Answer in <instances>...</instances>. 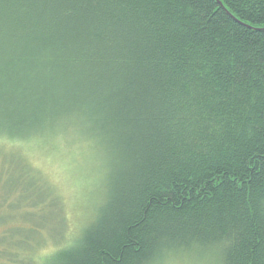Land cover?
Listing matches in <instances>:
<instances>
[{
  "label": "trees",
  "instance_id": "obj_1",
  "mask_svg": "<svg viewBox=\"0 0 264 264\" xmlns=\"http://www.w3.org/2000/svg\"><path fill=\"white\" fill-rule=\"evenodd\" d=\"M61 135L102 201L2 169L0 264H264V0H0V147Z\"/></svg>",
  "mask_w": 264,
  "mask_h": 264
},
{
  "label": "rangeland",
  "instance_id": "obj_2",
  "mask_svg": "<svg viewBox=\"0 0 264 264\" xmlns=\"http://www.w3.org/2000/svg\"><path fill=\"white\" fill-rule=\"evenodd\" d=\"M56 139V140H55ZM70 135H61L46 142L45 144H19L13 143L8 147H0V212L7 211L4 203L5 178L1 174L2 169H7L12 176L13 182L18 176L21 164L25 161L27 169L32 171V178L35 182L42 183L43 188L48 190L54 187L55 194L61 196L65 201L66 208L78 220H87V214H95L99 203L104 195V162L100 154H91L92 150L85 146L84 142L73 141ZM1 144V141H0ZM87 145V144H86ZM28 156L30 159L23 156ZM33 168L35 172L31 169ZM13 195L10 201L16 200ZM49 219V215H48ZM27 224V223H25ZM58 223L48 226L52 230ZM27 236L33 238L32 226H22ZM47 229L41 234L50 237ZM1 234V229H0ZM42 237V236H41ZM46 240H48L46 238ZM49 242V241H48ZM32 243V241H31ZM49 244L45 249H50ZM218 257L203 255L188 257H171L162 264H220Z\"/></svg>",
  "mask_w": 264,
  "mask_h": 264
}]
</instances>
